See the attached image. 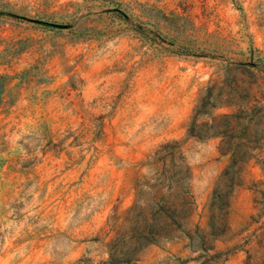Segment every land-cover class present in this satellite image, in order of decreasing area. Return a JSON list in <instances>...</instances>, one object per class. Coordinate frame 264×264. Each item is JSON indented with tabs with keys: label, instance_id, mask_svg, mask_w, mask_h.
I'll use <instances>...</instances> for the list:
<instances>
[{
	"label": "rangeland",
	"instance_id": "1",
	"mask_svg": "<svg viewBox=\"0 0 264 264\" xmlns=\"http://www.w3.org/2000/svg\"><path fill=\"white\" fill-rule=\"evenodd\" d=\"M5 76L0 264H264V0H0Z\"/></svg>",
	"mask_w": 264,
	"mask_h": 264
},
{
	"label": "trees",
	"instance_id": "2",
	"mask_svg": "<svg viewBox=\"0 0 264 264\" xmlns=\"http://www.w3.org/2000/svg\"><path fill=\"white\" fill-rule=\"evenodd\" d=\"M9 83H10V78L8 76L0 77V87L4 89L8 86ZM207 98L208 97H206L203 100L201 106L197 110L196 116H198L203 111ZM196 127H197V124L193 122L190 127L189 136L203 139L201 134H198L197 132H195ZM169 147H172V144L167 143L163 145V148H169ZM176 213H177L176 209H172L162 204L158 207L157 210L152 211V220L155 222L159 221V220H156V216L161 215V216H164L166 219L170 220L169 225H175L177 228H180L181 224H179L176 218ZM165 224H168V223H165ZM160 225H161V222L153 223L152 225L146 226L144 230L132 228L131 229L132 235L129 237V242H131V247L129 248L127 252H123V254H119V246L123 244V242L126 241L127 237L125 236L117 237V239L114 241L113 245L111 246V252H110L109 259L101 264H134L137 261L138 253L143 249V247L146 246L147 244L156 242V237L161 235V232L159 229Z\"/></svg>",
	"mask_w": 264,
	"mask_h": 264
}]
</instances>
